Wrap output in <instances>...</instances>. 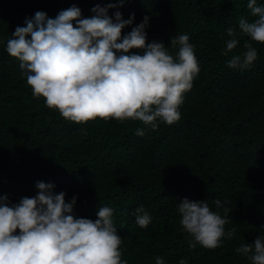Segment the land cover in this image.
<instances>
[{"label":"trees","instance_id":"obj_1","mask_svg":"<svg viewBox=\"0 0 264 264\" xmlns=\"http://www.w3.org/2000/svg\"><path fill=\"white\" fill-rule=\"evenodd\" d=\"M117 2L0 0V197L19 203L43 181L66 193V202L77 197V217L95 220L99 207H111L127 264H155L157 256L165 264H251L236 249L264 235V44L239 34L240 18L255 19L248 0H127L109 9L113 19L117 11L124 19L135 13L123 34L148 16L147 42H162L174 57L172 37L187 34L194 45L199 74L184 93L181 117L171 125L158 120L155 130L132 119L65 120L33 96L20 61L6 51L15 29L37 11L55 18L75 5L88 18L97 4ZM228 28L240 43L225 56ZM246 41L257 59L246 69L228 67ZM184 198L206 200L222 216L215 200L230 208L225 232L234 229L232 238L215 249L190 248L177 211ZM141 205L151 216L147 228L135 223Z\"/></svg>","mask_w":264,"mask_h":264},{"label":"clouds","instance_id":"obj_2","mask_svg":"<svg viewBox=\"0 0 264 264\" xmlns=\"http://www.w3.org/2000/svg\"><path fill=\"white\" fill-rule=\"evenodd\" d=\"M126 2L97 4L88 18L75 5L55 18L37 11L7 40L6 51L20 61L33 96L43 98L65 120L83 124L96 118L132 119L155 130L158 120L171 125L180 119L184 93L199 74L194 45L187 34L172 37L170 45L178 48L174 57L162 42L148 43V16L123 34L125 27L133 25L135 13L124 19L117 11L113 19L109 9ZM247 7L255 19L240 18L239 34L264 44V6L248 0ZM226 34L230 39L225 42V56L240 43L234 28ZM244 48L245 52L232 55L228 67L246 69L257 59L252 43L246 41ZM135 134L144 136L145 132L139 129ZM36 188L34 197H22L16 204L0 197V264H127L121 259L122 238L111 207H99L95 220L77 217V197L66 202V193H55L53 183L38 181ZM214 203L217 209L223 208V216L206 200L184 198L178 203L180 224L192 238L190 248L215 249L225 236L231 239L234 235V229L225 232L230 208L219 199ZM134 215L141 228L151 223L143 205ZM236 251L251 264H264V235ZM155 264L165 261L157 256Z\"/></svg>","mask_w":264,"mask_h":264}]
</instances>
